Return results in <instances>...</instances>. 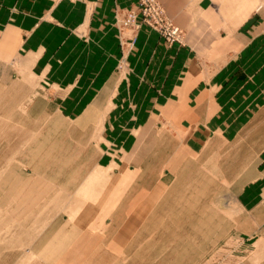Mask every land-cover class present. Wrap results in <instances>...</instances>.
I'll return each mask as SVG.
<instances>
[{
    "label": "crops",
    "instance_id": "1",
    "mask_svg": "<svg viewBox=\"0 0 264 264\" xmlns=\"http://www.w3.org/2000/svg\"><path fill=\"white\" fill-rule=\"evenodd\" d=\"M135 1L0 0V85L28 68L52 88L36 97L49 114L99 134L101 186L84 215L150 212L212 134L239 155L264 151V0H159L186 29L187 47L168 48L144 29L129 58L132 73L120 78L115 9ZM260 166L263 153L245 179L250 189L236 194L252 215Z\"/></svg>",
    "mask_w": 264,
    "mask_h": 264
},
{
    "label": "rangeland",
    "instance_id": "2",
    "mask_svg": "<svg viewBox=\"0 0 264 264\" xmlns=\"http://www.w3.org/2000/svg\"><path fill=\"white\" fill-rule=\"evenodd\" d=\"M113 27L120 78L132 73L129 58L144 29L168 48L187 47L186 29L159 0L117 7ZM41 79L22 68L0 85V264H264V179L254 184L259 208L253 215L237 197L227 198L228 211L214 202L221 194L250 189L245 179L262 148L239 155L212 134L189 165L175 172L162 201L147 206L150 212L84 215L80 211L101 186L99 134L74 118L49 114L36 101L52 89L47 81L41 86ZM182 138L178 150L187 162ZM258 138L263 146L264 133ZM84 216L92 221L81 227Z\"/></svg>",
    "mask_w": 264,
    "mask_h": 264
},
{
    "label": "bare ground",
    "instance_id": "3",
    "mask_svg": "<svg viewBox=\"0 0 264 264\" xmlns=\"http://www.w3.org/2000/svg\"><path fill=\"white\" fill-rule=\"evenodd\" d=\"M227 198H231L233 201H235L236 196L232 193H230V194L224 193V194L219 195L216 198V200L215 201L213 200V201L217 204L219 209L228 211L229 206H228Z\"/></svg>",
    "mask_w": 264,
    "mask_h": 264
}]
</instances>
